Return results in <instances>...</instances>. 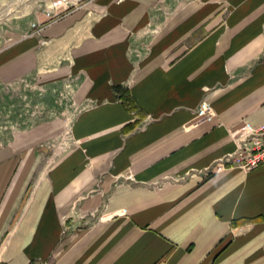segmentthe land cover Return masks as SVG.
<instances>
[{"label": "crops", "instance_id": "0c3cea01", "mask_svg": "<svg viewBox=\"0 0 264 264\" xmlns=\"http://www.w3.org/2000/svg\"><path fill=\"white\" fill-rule=\"evenodd\" d=\"M70 1L0 48V264H264V0Z\"/></svg>", "mask_w": 264, "mask_h": 264}, {"label": "rangeland", "instance_id": "374dc122", "mask_svg": "<svg viewBox=\"0 0 264 264\" xmlns=\"http://www.w3.org/2000/svg\"><path fill=\"white\" fill-rule=\"evenodd\" d=\"M11 1H13V0H0V48L2 46H4L5 44L9 43L10 41L14 40L22 32H24L28 29L34 28L35 25L26 23V20L32 19L35 13H38V12L39 13H41V12L46 13L47 8L48 9L50 8L49 7V5H50L49 1L50 0H29L31 2H28L26 4L23 13L14 12L13 14H11L12 11L10 12L7 10V8H5L6 3L11 2ZM25 1H27V0H20V2H18L16 5H18V4L20 5ZM53 2H54L53 3L54 5H57L56 8H62L63 6L71 3L70 0H53ZM4 10H5V12H4ZM2 11L4 12V14H1V13H3ZM22 90H23L22 93L25 95L27 94L26 91H28V92L32 91L30 89H26L25 87H23ZM18 92H19L18 88H15L14 90L12 89L11 100L12 101L16 100L15 101L16 105H14L15 103L13 102L12 108H17ZM60 93H61V90H60ZM63 93L64 94H59V100L53 101V104L50 103V100H48V101L43 100L44 106L42 107L43 108V112H42L43 116L45 115L46 109H48L49 115H52V112H53V116L59 115V117L64 118L63 125L62 124L60 125L61 126V130H60L61 133L58 136L57 140L53 141L54 144H58V145H60V147L68 144V140H69L68 139V135H69L68 133L69 132L67 130L69 128V124L71 122L70 120H71L73 112H74V108L71 105V100H68L65 89H63ZM1 95L2 94H1V90H0V98H1ZM29 100H35L34 96L28 95L27 100H25L27 108L34 107L32 105V103L27 102ZM51 108H52V112H51ZM48 114H46V115H48ZM2 117H3V115L0 114V119H2ZM0 127L2 128L1 123H0ZM45 142H47L48 144L51 145L49 139H45ZM226 153H228V152H226ZM57 155H58V153H54V152L48 153V159L49 158L54 159L55 158L54 156H57ZM220 158H218V160H220ZM223 158H225V156ZM218 160L216 162H218ZM235 167H240V166H235Z\"/></svg>", "mask_w": 264, "mask_h": 264}, {"label": "built area", "instance_id": "2783aa9c", "mask_svg": "<svg viewBox=\"0 0 264 264\" xmlns=\"http://www.w3.org/2000/svg\"><path fill=\"white\" fill-rule=\"evenodd\" d=\"M225 156V158H223ZM218 160L221 166H240L251 169L264 161V123L255 126L240 140L237 148ZM2 257L0 255V263Z\"/></svg>", "mask_w": 264, "mask_h": 264}, {"label": "bare ground", "instance_id": "6f19581e", "mask_svg": "<svg viewBox=\"0 0 264 264\" xmlns=\"http://www.w3.org/2000/svg\"><path fill=\"white\" fill-rule=\"evenodd\" d=\"M27 1H29V0H27ZM18 2H20V0H13L12 2H10V3H7L6 5H5V8H7V10L8 11H12L11 12V14H13L14 12H19V13H22L23 11H24V8H25V6H19V4L18 5H16ZM31 2V1H30ZM24 4L26 3V1L25 2H23ZM20 9V10H19ZM21 9H23V10H21ZM3 12V11H2ZM4 12H5V10H4ZM4 12L3 13H1V14H4ZM8 15V14H7ZM4 16V15H3Z\"/></svg>", "mask_w": 264, "mask_h": 264}]
</instances>
